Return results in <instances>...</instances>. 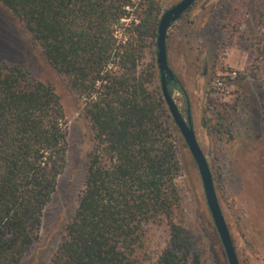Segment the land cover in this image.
Here are the masks:
<instances>
[{
    "label": "trees",
    "instance_id": "trees-1",
    "mask_svg": "<svg viewBox=\"0 0 264 264\" xmlns=\"http://www.w3.org/2000/svg\"><path fill=\"white\" fill-rule=\"evenodd\" d=\"M161 1L0 0L20 37L65 79L91 130L83 190L49 264H147L144 230L162 222L168 246L153 264H202L199 238L180 222L177 128L154 59ZM255 1L245 76L264 86V0ZM234 20L232 12L227 26ZM171 86L180 87L176 78ZM230 111L214 109V141L230 133ZM65 124L52 85L0 62V264H20L40 239L66 166Z\"/></svg>",
    "mask_w": 264,
    "mask_h": 264
},
{
    "label": "rangeland",
    "instance_id": "rangeland-1",
    "mask_svg": "<svg viewBox=\"0 0 264 264\" xmlns=\"http://www.w3.org/2000/svg\"><path fill=\"white\" fill-rule=\"evenodd\" d=\"M179 1L162 0V13ZM256 10L255 0H197L171 25L166 40L169 67L185 94L174 86L171 93L184 118L189 109L239 264H264V86L245 76L252 61ZM232 12L235 20L228 27ZM241 13L244 19L238 24ZM153 52L155 59V46ZM149 60L148 54L144 62ZM0 62L18 65L52 85L64 110L66 166L43 211L40 239L20 262L49 264L83 190L91 130L65 79L43 60L38 47L20 37L16 22L1 7ZM218 82L222 83L219 88ZM219 107L231 109L230 133L224 131L214 141L209 126ZM175 144L180 165L175 179L183 215L180 222L187 234L199 238L202 264H228L197 167L178 130ZM142 242L147 264H153L168 246V227L163 222L149 225Z\"/></svg>",
    "mask_w": 264,
    "mask_h": 264
},
{
    "label": "water",
    "instance_id": "water-1",
    "mask_svg": "<svg viewBox=\"0 0 264 264\" xmlns=\"http://www.w3.org/2000/svg\"><path fill=\"white\" fill-rule=\"evenodd\" d=\"M196 1L197 0H180L161 14L155 39V63L159 74L160 91L163 101L197 167L205 201L223 247L227 263L239 264L226 222L217 200L210 168L195 137L189 109H187V115L186 118H184L175 103L172 93L169 91V84L174 81L175 75L168 64L167 32L171 25L178 21Z\"/></svg>",
    "mask_w": 264,
    "mask_h": 264
},
{
    "label": "built area",
    "instance_id": "built-area-1",
    "mask_svg": "<svg viewBox=\"0 0 264 264\" xmlns=\"http://www.w3.org/2000/svg\"><path fill=\"white\" fill-rule=\"evenodd\" d=\"M221 85H222V83H221V82H218V85H217V86H218V88H219Z\"/></svg>",
    "mask_w": 264,
    "mask_h": 264
}]
</instances>
